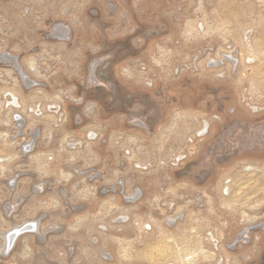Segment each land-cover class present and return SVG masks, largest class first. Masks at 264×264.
<instances>
[{"label": "rangeland", "instance_id": "374dc122", "mask_svg": "<svg viewBox=\"0 0 264 264\" xmlns=\"http://www.w3.org/2000/svg\"><path fill=\"white\" fill-rule=\"evenodd\" d=\"M0 264H264V0H0Z\"/></svg>", "mask_w": 264, "mask_h": 264}]
</instances>
